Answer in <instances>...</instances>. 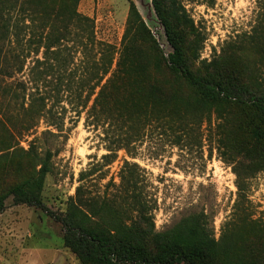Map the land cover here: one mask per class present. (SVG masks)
I'll return each mask as SVG.
<instances>
[{
    "label": "rangeland",
    "instance_id": "obj_1",
    "mask_svg": "<svg viewBox=\"0 0 264 264\" xmlns=\"http://www.w3.org/2000/svg\"><path fill=\"white\" fill-rule=\"evenodd\" d=\"M36 1L48 4L52 16L58 9L55 5L62 2ZM130 2L145 26L129 22ZM178 2L186 15L190 39L186 56L191 69L264 94V0ZM78 11L94 20L98 43L120 50L126 36L129 44L138 42L149 48L155 39L166 58L173 51L151 0H79ZM17 12L36 17L29 7ZM73 46L70 42L63 49L48 77L50 82L43 86L44 111L51 109L48 121L38 120L43 112L39 95L29 96L35 91L31 67L35 58L43 60V51L37 56L32 53L23 73L2 79L0 189L15 182L39 181L38 172L50 151L51 171L42 189L50 210L65 212L81 187L78 195L85 204L81 207L95 221L108 222L115 215L130 223L143 209L156 230L165 231L187 216L203 213L223 249L220 264H264V144H256L259 150L249 152L255 139L249 146V137L234 125L244 119L241 112L224 107L203 111L181 104L164 109L162 101H156L149 109L161 113L160 122L148 126L129 149L111 151L109 146L115 148L112 140L120 130L87 122V112L101 87L82 110L78 96L84 99L88 91H80L79 77L84 72L75 68L83 64ZM118 59L117 53L113 69ZM101 77L99 71L95 81ZM154 78L165 86L173 84L165 75ZM21 82L29 87L26 101ZM186 94L193 98L191 91ZM235 94L234 102L249 99L246 93ZM178 117L183 122L176 121ZM226 118L229 123L224 122ZM134 193L145 206L131 204ZM243 194L245 199H240ZM6 204L0 212V264H80L65 246L59 222L42 209L15 205L12 197Z\"/></svg>",
    "mask_w": 264,
    "mask_h": 264
},
{
    "label": "trees",
    "instance_id": "obj_2",
    "mask_svg": "<svg viewBox=\"0 0 264 264\" xmlns=\"http://www.w3.org/2000/svg\"><path fill=\"white\" fill-rule=\"evenodd\" d=\"M151 2L173 49L168 58L155 39L149 48L138 42L129 44L126 36L120 50L110 44L98 43L94 20L78 11L79 0H62L55 5L58 7L55 16L49 12L51 7L43 2L0 0V83L2 79H12L23 73L32 53L37 56L43 51V60L35 58L31 67L30 81L35 91L29 96L39 95L43 112L38 114V120L48 121L51 109L44 111L47 97L42 89L50 82L48 77L56 67L55 61H60L63 49L73 42L75 54H81L80 63L83 64L75 68L76 72L81 68L84 72L83 77H79L80 91H88L84 99L78 96L82 110L87 108L95 89L101 87L87 112V122L96 127L120 130L112 140L115 148L109 146L111 151L129 149L142 138L148 126L160 122L161 113L153 114L149 109L156 101H162L164 109L175 104L184 108L196 106L203 111L213 107L237 109L244 119L234 125L243 136L249 137V146L255 139L249 152L259 150L256 144H264V94L192 70L186 56V43L190 44V39L185 30L184 8L178 0ZM19 7H29L36 17L20 15L17 12L21 9ZM129 22L145 26L133 2H130ZM139 25L137 28L141 29ZM117 53L119 59L113 69ZM99 71H102V77L95 81ZM109 74L110 77L102 85L101 81ZM159 75L170 77L173 84L165 86L155 81L154 76ZM21 85L26 101L29 87L24 82ZM186 90L191 91L192 99ZM236 92L248 94L249 99L234 102ZM176 121L183 122V119L178 117ZM224 122L229 123L228 118ZM51 157L48 151L38 172L39 181L15 182L6 190L0 189V212L6 209V201L10 197L15 205L25 204L42 209L62 225L64 244L80 264H220L223 249L203 213L187 216L165 231H157L143 209L138 219L130 223L119 221L115 215H111L108 222L95 221L81 207L85 206L78 195L81 187L77 196L70 198L65 212L50 210L43 201L42 189L44 178L51 171ZM131 198L134 206L146 205L143 198L135 193ZM242 198L245 199L244 194Z\"/></svg>",
    "mask_w": 264,
    "mask_h": 264
}]
</instances>
